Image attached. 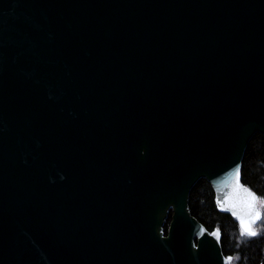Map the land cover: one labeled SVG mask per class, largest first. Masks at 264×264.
Listing matches in <instances>:
<instances>
[{
    "label": "water",
    "instance_id": "1",
    "mask_svg": "<svg viewBox=\"0 0 264 264\" xmlns=\"http://www.w3.org/2000/svg\"><path fill=\"white\" fill-rule=\"evenodd\" d=\"M255 133L264 0H0V264H229Z\"/></svg>",
    "mask_w": 264,
    "mask_h": 264
},
{
    "label": "trees",
    "instance_id": "2",
    "mask_svg": "<svg viewBox=\"0 0 264 264\" xmlns=\"http://www.w3.org/2000/svg\"><path fill=\"white\" fill-rule=\"evenodd\" d=\"M241 181L257 195V206L262 213L256 224L257 235L241 234L236 221L226 213L219 212L214 204V192L210 183L200 178L189 193V210L208 230H221L223 254L231 256L229 264H264V134L255 133L248 141L242 157ZM171 219L165 221L164 230Z\"/></svg>",
    "mask_w": 264,
    "mask_h": 264
},
{
    "label": "snow or ice",
    "instance_id": "3",
    "mask_svg": "<svg viewBox=\"0 0 264 264\" xmlns=\"http://www.w3.org/2000/svg\"><path fill=\"white\" fill-rule=\"evenodd\" d=\"M238 170H239V166L237 167V169H235L234 171L237 172V176H238ZM241 186L239 185L238 179H237V188H240ZM247 192V196H248V202H247V206H246V214H247V222L245 221V216H241L240 217V224H241V234H247L249 236H255L257 235V233L255 231H252L251 229V225L258 219L261 218V213L260 211L257 209L256 207V197L253 193H251L248 190H245ZM228 260H231V257L227 258Z\"/></svg>",
    "mask_w": 264,
    "mask_h": 264
}]
</instances>
